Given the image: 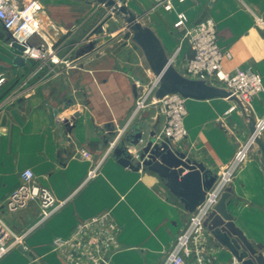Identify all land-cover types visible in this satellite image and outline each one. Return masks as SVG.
Listing matches in <instances>:
<instances>
[{"label": "crops", "instance_id": "1", "mask_svg": "<svg viewBox=\"0 0 264 264\" xmlns=\"http://www.w3.org/2000/svg\"><path fill=\"white\" fill-rule=\"evenodd\" d=\"M36 1L41 31L29 41L36 47L49 46L55 63L47 56L15 64L20 53L8 46L0 27V207L25 169L64 204L30 229L22 248L8 252L0 264H58L50 248L53 239L69 238L80 226L102 222L109 226L108 237L113 236L105 244L107 264H164L191 213L157 174L122 167L112 154L136 125L141 129L139 143H124L133 161L151 132L158 140L162 136L164 120L150 104L151 97L144 108L134 111L137 96L147 90L143 81L149 72H140L135 52L115 49L120 38L87 39V23L100 11L92 6L95 0ZM167 2L170 9L165 8ZM123 4L154 32L178 72L192 56L186 44L179 47L174 30L178 14L190 24L212 20L220 48L230 53L221 62L223 70L251 69L262 78V90L246 108L255 121L264 120V0H123ZM110 19L115 20L107 16L106 31L111 29ZM232 104L226 98L186 99V136L172 149L219 176L250 140L241 109L225 113ZM111 130L121 135L107 152L114 139ZM258 136L264 143V129ZM257 150L253 144L232 172L226 210L248 240L264 245V177ZM28 206L17 212L2 209L1 217L13 232L34 223L37 205ZM198 243V257L191 254L185 264H238L207 230L199 234Z\"/></svg>", "mask_w": 264, "mask_h": 264}, {"label": "built area", "instance_id": "2", "mask_svg": "<svg viewBox=\"0 0 264 264\" xmlns=\"http://www.w3.org/2000/svg\"><path fill=\"white\" fill-rule=\"evenodd\" d=\"M166 9H170V3L165 5ZM40 5L36 0H29L27 3H21L20 0H0V27L6 32V40L9 47L13 48L15 43L23 47V52L20 55L25 59L45 60V57H51L52 63H55L53 55H51L50 47H36L29 41L33 35L40 34ZM179 47L186 44L192 51V56L187 58L183 63V70L180 72L183 76L190 79L204 80L208 84L216 85L222 89H226L231 94L240 99L243 104L247 105L248 101L262 90V78L259 73L251 69H238L233 73H228L222 68L221 62L225 58L230 57V53L221 49L218 44V35L215 24L212 20L207 19L201 22L188 23L183 13H179L174 24ZM178 47V48H179ZM178 48L175 50L178 52ZM172 63L173 58L169 57ZM158 83L154 77L148 89L137 96L135 110L142 109L146 106L148 98L151 97V103L155 104L157 111L164 120V130L162 139L168 140L170 145L180 142L186 136V129L183 125L184 117L187 114L185 108V98L178 94H167L162 99L153 96L154 90ZM237 109L232 105L225 112L226 114ZM264 129V120H259L255 125V134H259ZM121 132H118L111 144L108 146L107 152L114 146L115 140L120 137ZM244 144L236 151L232 161L227 165L226 169L221 172L216 180L213 188L205 196V201L198 206L196 211L190 214L187 224L183 231L175 238L172 243L169 254L165 258L164 264H185V260L191 254L198 257L200 246L198 243L199 234L204 231L202 221L211 209L213 204L218 199L219 194L227 187L228 181L232 172L246 158L248 152V143ZM242 154V155H241ZM81 155L86 157L87 153L81 151ZM241 156V157H240ZM240 157V158H239ZM94 170L91 171L89 177H92ZM19 184L3 202L0 207V259L7 255L14 248H22L26 233L44 223L49 217L57 211L64 203L57 201L50 189L34 182V175L28 169L20 173ZM29 203L37 204V214L35 221L28 229L15 233L10 226L5 223L1 217V211L17 212L25 208ZM103 227H99L104 238L100 242L95 241L93 246L95 250L89 258L93 263L100 262L107 264L104 253L106 243L112 241L113 236L108 237L107 223L102 222ZM94 224H86L80 226L73 236L66 239H53L51 246L53 249L66 250L67 247L74 244V241L83 236L93 238L92 228ZM95 233V232H94ZM95 235V238L99 237ZM85 252L90 249L88 245H84ZM84 252V251H83ZM100 253V254H98ZM98 254V255H97ZM97 255V256H96Z\"/></svg>", "mask_w": 264, "mask_h": 264}, {"label": "water", "instance_id": "3", "mask_svg": "<svg viewBox=\"0 0 264 264\" xmlns=\"http://www.w3.org/2000/svg\"><path fill=\"white\" fill-rule=\"evenodd\" d=\"M88 1V0H85ZM104 6L109 7L111 12L123 19L126 31L123 36L131 39L143 52L147 67L156 78L157 88L153 96L162 99L167 94H178L185 99L210 100L211 98L228 99L242 110L248 123L249 136L253 143H248V149H252L253 144L258 147L260 163L264 177V143L259 134H255V120L253 113L243 102L226 89L216 85L208 84L204 80L190 79L183 76L172 65L170 58L163 51L158 38L154 32L142 22L138 17L127 8L125 4H117L115 0H101ZM103 29L100 28V31ZM19 53L23 52V47L17 43L13 45ZM15 64H23L24 58L16 57ZM248 111V112H247ZM110 137L116 134L109 131ZM141 138V129L136 125L134 131L123 136L122 141L114 147L112 154L117 159L120 166L137 171L139 168L154 172L162 180L167 189L180 200L183 209L188 213L196 211L205 201V196L213 188L217 174L205 169L200 162L191 160L185 154L172 149L168 140L156 138L155 133L151 132L148 142L138 151V159L132 160L128 147L137 146ZM187 171L183 174L184 171ZM231 189L227 186L218 196V199L207 212L202 221L205 228L221 247L231 253L238 264H264V245L255 244L248 240L242 232L234 226L233 217L227 212L226 206L230 200Z\"/></svg>", "mask_w": 264, "mask_h": 264}, {"label": "rangeland", "instance_id": "4", "mask_svg": "<svg viewBox=\"0 0 264 264\" xmlns=\"http://www.w3.org/2000/svg\"><path fill=\"white\" fill-rule=\"evenodd\" d=\"M100 1L101 0H99V1L95 0V4L94 3L92 4L93 7H95L97 5V8L100 11L98 14H96V16L94 18L91 19V21H89L87 23V31H88V38L87 39H89L90 37L93 39H96L98 36H105L108 39H111L110 38L111 36L114 39L120 38L118 43L115 45V49L116 50H124V51L127 50V51L135 52L134 55H136V60L139 63L138 67L140 69V72H142V71L149 72L148 74L145 73V75L147 74L148 76H147V78L145 77L146 80L143 81L144 83H147V86L149 87L150 86V79L151 78L153 79L154 75L150 71L149 67H147V64L145 62V58L143 56V52H141L140 48L135 43H133L131 41V39H123L122 38V35L126 31L122 17L118 16V18H116V15L111 12L110 8L104 6V4ZM115 1L117 2V4H123V0H115ZM107 16H111V17L115 18V20H116V21L112 20V19L108 20L107 23L111 27L110 31L109 30L106 31L105 27H103ZM101 27L104 28V31L100 35H97V30ZM148 87H147V89H148ZM150 97H152V96H150ZM149 101H150V104L152 106L156 107L155 104L151 103L152 102L151 99ZM234 105L236 106L235 103H234ZM245 106H247V105H245ZM236 108L240 111V109L237 106H236ZM246 109L248 110V108H246ZM156 110H157V107H156ZM249 138H250V136H249ZM182 140L180 142H176V144H178V145L181 144ZM250 140H251V138H250ZM34 204H36V203H34ZM27 208L30 209L29 206L27 205L25 208H22L21 210L27 209ZM31 211H33V209H31ZM35 211L37 212V209H35ZM99 227H103V226L102 225L91 226V228L94 231H99V237L98 238H95V235H98V233H94V235H92L93 236L92 239L90 237L83 236L81 238V240H79V239L75 240L74 244L67 247L66 250L53 249L52 246H50V248H52L54 251L55 259L57 260V263L58 264H80L81 261H83V260H87V261L91 262L92 259L89 258V256L92 255L91 252H93L91 249L95 250V246H93L94 242L95 241L100 242V240L104 238ZM85 244L88 245V247L90 248L86 252H85V247H83ZM98 254H100V253H98ZM92 263H93V261H92Z\"/></svg>", "mask_w": 264, "mask_h": 264}, {"label": "bare ground", "instance_id": "5", "mask_svg": "<svg viewBox=\"0 0 264 264\" xmlns=\"http://www.w3.org/2000/svg\"><path fill=\"white\" fill-rule=\"evenodd\" d=\"M51 52H52V51H51ZM51 54H52V53H51ZM243 105H244V104H243ZM257 122H258V121H255V123H257ZM251 140L253 141V139H251ZM252 141H251V142H252ZM252 143H253V142H252ZM241 155H242V154H241ZM240 157H241V156H240ZM240 157H239V158H240Z\"/></svg>", "mask_w": 264, "mask_h": 264}]
</instances>
